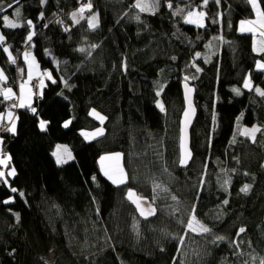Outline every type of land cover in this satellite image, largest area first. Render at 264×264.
I'll use <instances>...</instances> for the list:
<instances>
[{
  "label": "trees",
  "instance_id": "16d2710c",
  "mask_svg": "<svg viewBox=\"0 0 264 264\" xmlns=\"http://www.w3.org/2000/svg\"><path fill=\"white\" fill-rule=\"evenodd\" d=\"M136 3L0 4L6 9L0 13L3 85L17 87L29 47L47 80L31 107L19 108L17 101L14 133L0 123L1 152L10 157L5 174L15 169L6 175L8 185L0 182V264L264 262V96L255 91L264 90V70L256 68L264 64V50L253 45L252 34L238 32L241 20L254 17L253 7L248 0H159L154 11L141 12ZM257 3L264 12V0ZM81 4L77 23L72 13ZM194 7L205 10L204 27L185 22ZM4 15L21 26L6 27ZM93 15L95 28L88 23ZM246 78L251 88L244 87ZM185 82L194 89L197 114L192 159L182 168ZM9 101L0 95V114L9 111ZM92 109L103 115L104 132L86 140L82 130L100 125L89 116ZM252 125L259 131L243 135L241 127ZM60 144L71 151V160L61 164L54 157ZM111 152L122 157L127 178L121 185L100 167V157ZM244 185L250 186L246 193ZM193 208L209 233L188 229Z\"/></svg>",
  "mask_w": 264,
  "mask_h": 264
},
{
  "label": "snow or ice",
  "instance_id": "6c2138e0",
  "mask_svg": "<svg viewBox=\"0 0 264 264\" xmlns=\"http://www.w3.org/2000/svg\"><path fill=\"white\" fill-rule=\"evenodd\" d=\"M13 2L18 4L19 3V0H13ZM45 2H46V0H41V3L42 4L45 3ZM216 2L219 3V0H216ZM248 2L253 6V8H257V9L259 8V5L257 4V0H248ZM2 3H3V0H0V4H2ZM158 3H159V0H152L151 3L147 2V0H137V3H136L135 6L138 7L141 12H144V11H154L155 10L154 9V5L155 6H158ZM207 3H208V0H204V4L206 5ZM12 7H13V4L12 3H10V4L7 5V8H12ZM86 7L90 8L91 5L90 4L89 5H86ZM168 7H172L171 2L168 3ZM5 10L6 9L4 7H0V13L4 12ZM79 11L80 12H83L84 11V8L82 7L81 9H79ZM180 11H182V10H180ZM257 14H258V17H259V21L258 22L260 23V26L261 27H264V12H259L258 11ZM14 15L17 18V20L20 18L21 12H20V9L19 8H16V10L14 12ZM205 15L206 14L204 12H199V13L188 12V15L186 17L185 22L186 23H194V22H196L199 27H204L203 23H200L199 20L194 21L192 19V17H198L199 19H202ZM42 16H43V13H41V17ZM72 16H73V20L78 23V21L76 20V13L75 12L72 13ZM2 19H3L4 24H5L6 27L16 28V27H20L21 26L19 23H16V22L11 21L7 15H4L2 17ZM136 19H139V16L138 15H137ZM97 23H98L97 17L95 15H93L89 19V25H90V27L95 28L97 26ZM243 23L244 22H242V25H243ZM247 23H250L251 24L253 22L252 21H248ZM27 24L29 26H31L32 25V21L31 20H28L27 21ZM244 30L245 29L242 27L241 28V31H244ZM34 34H35L34 32H30L28 34L27 38H26V42H30L32 40V37H33ZM4 39H5V37L3 35H0V42H3ZM220 39H222V38H220ZM93 47H95V45H93ZM261 50H264V49H261ZM4 51L5 52H8V49L7 48H4ZM79 51L83 52L84 49H79ZM28 55H29L28 53H25V58L26 59H27ZM199 55H200L199 53L196 54L197 57H199ZM9 59H10V61L12 63H15L16 62L15 59L11 56V54H9ZM193 67H195V65H193ZM257 68L258 69H261V70H264V64H262L260 62H257ZM197 71H200V69L197 68ZM3 79H5V77H4L3 73H2V71H0V80H3ZM187 79H188V77H185V80H187ZM244 87H246V88H251L252 87L250 80L247 79V78L244 80ZM21 88L23 89V85L21 86ZM185 89H186V93H185L186 99H188L189 108H191V101H190V98H189V95L188 94L191 93L192 89L189 88L187 86V84H185ZM162 90H163V87L161 86L160 90L157 91L156 95L159 96L160 95V91H162ZM232 91L234 93H236L237 95L240 94V90L237 89V88L232 89ZM255 91L259 95L264 96V90H261L259 87H257L255 89ZM11 92H12L11 89H6L4 91V98L5 99H10L11 98ZM19 106H21V107L24 106L23 100H21V103H20ZM158 106L163 111V106L160 105L159 102H158ZM32 111L35 112V109H32ZM92 115H97L98 116V114L95 113V111H93ZM185 116L186 117L188 116V111H185ZM0 118H2V117H0ZM8 118H9V120L12 119L11 113L8 114ZM98 118L101 120V122L104 119V117H102V116H98ZM67 126H68V124L66 123L65 124V127H67ZM40 127H41L42 130L45 128V122L44 121H41ZM7 130L14 133L15 132V123L13 122L12 126L10 128H8ZM257 131H259V129L256 128V127H253L252 129H245L242 134L243 135H252L253 133H255ZM97 134H102V129H97V132L96 133H93L92 135H97ZM84 135L87 137L89 134L84 133ZM119 155L120 154H116L117 157ZM104 159H106V157H101V161H103ZM7 160H10V157L0 158V165H5L6 166ZM57 162L58 163L60 162L59 158H58V161ZM180 163L181 164H185L186 163V160L182 158L180 160ZM104 174L106 176H108V178L110 180H112V182L114 184H122L126 180V176L123 175V170L122 169H119V170L114 169L112 174H110L108 171H105ZM6 175L7 176H14L15 175V169H12V170L8 171L7 174H5L4 171H0V182H2L5 185H8L9 182H8V180L6 178ZM93 179H95V177H93ZM228 183H229L228 180H225L224 181V184L225 185H227ZM157 187H159V186H157ZM249 187H250L249 185H244L240 189V191L246 193L248 191ZM225 190H227V189H225ZM10 191L12 193H17L18 192V189L14 188V187H10ZM19 195L21 197H23L24 193L23 192H19ZM133 195H134V193L132 192V190H129V192H128L129 199H131L133 197ZM173 199H175V197H173ZM11 201H12V197H9V199L8 200H5L4 203L7 204V203H10ZM224 203L227 204L228 201L225 200ZM194 212H195V209L193 208V214H192L191 218L187 222L188 229L193 230V231H195V230L198 229L199 232H201V233H209L211 230L208 227L204 226L203 224H200L196 220V217H195ZM141 214L143 215L144 213L142 212ZM194 224H195V227H194ZM243 231H244V229L241 228L240 229V232H243ZM216 239L222 240L224 238L223 237H217ZM262 264H264V262H262Z\"/></svg>",
  "mask_w": 264,
  "mask_h": 264
},
{
  "label": "rangeland",
  "instance_id": "374dc122",
  "mask_svg": "<svg viewBox=\"0 0 264 264\" xmlns=\"http://www.w3.org/2000/svg\"><path fill=\"white\" fill-rule=\"evenodd\" d=\"M147 2H149V3H151L152 1L151 0H147ZM191 1H189V2H187L188 4L190 3ZM186 2H185V4H187ZM85 8L84 7V5H80V7H79V9H81V8ZM188 12H194V13H199V12H204L205 14H206V12H205V10L203 9V8H200V7H194V8H192L191 10H189ZM188 12H186L185 13V15H184V18H185V20H186V17H187V15H188ZM75 13H76V20L77 19H79L80 17H83V12H80L79 10H77V12L75 11ZM206 16V15H205ZM205 16L202 18V19H199L198 17H192V19L194 20V21H196V20H199V22L200 23H203V25H205ZM91 18V17H90ZM89 18V19H90ZM89 19H88V23H89ZM258 20V19H257ZM11 21H13V20H11ZM97 21H98V18H97ZM13 22H15V21H13ZM98 24V23H97ZM190 24H194V25H197L198 26V24L196 23V22H194V23H190ZM1 35V34H0ZM4 48H7L8 49V47L7 46H4ZM7 54H11L10 53V51H9V49H8V52H6ZM25 53H28L29 55H28V57H27V59L25 58ZM22 55L24 56V62H25V64H26V71H27V69L29 70V67H36L37 68V74H38V76H37V78L36 79H38V87H39V89L37 90V88H35L34 86H33V84H32V82H31V87H32V89H33V95H31L30 96V99H31V104L34 102V95H35V93L39 96L40 95V93L42 92V90H43V88L45 87V85L47 84V80H43V82L41 81V79H42V75H41V73H40V67H39V64H38V62H37V60H36V58H35V56H34V54H33V52H32V50H31V48L29 47V48H26L23 52H22ZM258 62H260V63H262L263 64V62L262 61H258ZM28 64V65H27ZM256 68H257V64H256ZM258 69V68H257ZM0 71H2V73H3V75H4V77H5V74H4V72H3V70H2V68L0 67ZM22 71V70H21ZM46 73H47V78H48V80L50 79V80H52V77H51V74H50V72H49V70H47V71H45ZM5 79H3V80H1L2 82L4 81ZM25 81H27L28 79L26 78V79H24ZM186 81H188V80H186ZM189 82V81H188ZM41 85H42V87H41ZM6 89H11L12 91L14 90L13 89V87H11V86H7V87H5ZM246 88V87H245ZM37 90V91H36ZM35 92V93H34ZM25 92L24 91H21L20 92V94L21 95H23ZM14 100L15 101V99H14V97L13 98H10V100ZM158 102H160V100L158 101ZM93 111H95V113H97L98 114V116H102L103 117V115L101 114V113H99L98 111H96V110H91L90 111V113H89V116L91 117V118H93V119H95V120H97L99 123H100V125L97 127V128H95V129H92V130H88V129H86V130H82V132H81V134H82V136H84V139H86V140H93V139H95V138H98V137H100L102 134H103V132H104V130H103V123H104V121H105V119H103V121L101 122V120L98 118V116L97 115H92V113H93ZM12 113H13V116L14 117H16V114H15V109L12 111ZM0 117H5V114L3 113V114H0ZM2 119L0 118V123L2 122L1 121ZM16 121V119H11V122H15ZM39 121L41 122V121H43V120H41V119H39ZM253 127H256V128H258V126H255V125H252V126H248V127H241V132L243 133V131L245 130V129H252ZM97 129H102V134H97V135H92L93 133H96L97 132ZM258 129H260V128H258ZM258 132V131H257ZM257 132H255V133H253L252 135H245V136H248V137H252V136H254ZM84 133H87V134H89L87 137L84 135ZM61 146H58L56 149H54V157H55V159H56V161H58V158H59V160H60V164L61 163H63V162H66V161H70L71 159V151L69 150V147L67 146V145H63V144H60ZM116 154H120V152H111V153H106V154H104V155H102L101 157H106V159H104L103 161H101V157H100V159H99V163H100V167H101V169L103 170V175L109 180V181H111L112 182V180H110L109 178H108V176H106L104 173H105V171H108L110 174H112L113 173V170L114 169H116V170H119V169H122L123 170V175L124 176H126V171H125V169H124V167L122 166V157H121V154L117 157L116 156ZM4 155L2 154V152H1V150H0V158H4L3 157ZM0 171H4V172H6V169H5V165H0ZM127 178V177H126ZM125 182H126V180H125ZM124 182V183H125ZM113 183V182H112ZM114 184V183H113ZM123 184V183H122ZM115 185H121V184H115ZM198 221V220H197ZM200 224H203V223H201L200 221H198ZM204 225V224H203ZM194 227H195V224H194ZM190 230V229H189ZM190 231H192V232H199V230L197 229V230H195V231H193V230H190Z\"/></svg>",
  "mask_w": 264,
  "mask_h": 264
},
{
  "label": "crops",
  "instance_id": "0c3cea01",
  "mask_svg": "<svg viewBox=\"0 0 264 264\" xmlns=\"http://www.w3.org/2000/svg\"><path fill=\"white\" fill-rule=\"evenodd\" d=\"M258 4V3H257ZM253 7V6H252ZM254 10V17L251 18V19H244V20H241L238 24V32L240 33H250L253 35V45L255 47H258V49H264V27H261L260 26V23L258 22L259 21V17H258V11L260 12V8H253ZM258 19V20H257ZM248 21H252L253 23H247ZM242 22L243 25H242ZM244 28L245 30L244 31H241V28ZM22 60L24 62V56L22 55ZM28 65V64H27ZM26 66V64H25ZM24 74H22V72L20 73V76L19 78L21 79H28L27 81L24 80V83L22 84L23 85V89L21 88L22 85H20L18 88L17 87H14L13 91L11 92V98H17L18 100V107L19 108H27V107H31V99H30V96L33 95V89L31 87V79L33 77H35V75H37V68L36 67H29V70L27 69V71H23ZM46 77H43L41 79V81L43 82V80H45ZM4 81L2 82L0 80V95L4 97V91L6 90L5 87L7 86H4L3 85ZM42 87V86H41ZM21 91H24L25 93L23 95L20 94ZM6 100V99H5ZM21 100H23V104L24 106L21 107L19 106L20 103H21ZM11 113V116L13 119H16L17 121V117H14L13 116V113L12 111H6L4 114H5V117L1 118L3 121V123H5V128L8 129L12 126L13 122H11V120H9L8 118V114ZM16 121L14 122L15 123V128H16ZM16 130V129H15ZM13 133V132H12ZM0 150H1V147H0ZM3 154V153H2ZM4 158H7L8 156H3ZM9 162V160H7V163Z\"/></svg>",
  "mask_w": 264,
  "mask_h": 264
},
{
  "label": "water",
  "instance_id": "95a60500",
  "mask_svg": "<svg viewBox=\"0 0 264 264\" xmlns=\"http://www.w3.org/2000/svg\"><path fill=\"white\" fill-rule=\"evenodd\" d=\"M177 1L189 2L192 0H177ZM185 84H187V86L192 89L191 93L188 94L190 101H191V108H189V102H188V99H186ZM182 92H183V99H184V109H183V112L180 118L179 153H180V160L182 158L186 160V163L185 164L180 163V166L182 168H187L192 159V151H191V146H190V130L196 118L197 108H196V103H195V94H194L193 87L189 83L185 82L183 83V86H182ZM185 111H188L187 117L185 116Z\"/></svg>",
  "mask_w": 264,
  "mask_h": 264
},
{
  "label": "built area",
  "instance_id": "2783aa9c",
  "mask_svg": "<svg viewBox=\"0 0 264 264\" xmlns=\"http://www.w3.org/2000/svg\"><path fill=\"white\" fill-rule=\"evenodd\" d=\"M18 80L19 81H18V85L17 86L22 85L24 83L23 80H21V79H18ZM32 84H33V86L35 88H37V90L39 89V87H38V79H36L35 81H33ZM34 97H35L34 99H39V96L36 93H35ZM14 105H17V99H15V101L14 100H11V101L8 102L7 107H6L7 110H12L13 111L15 109V106Z\"/></svg>",
  "mask_w": 264,
  "mask_h": 264
},
{
  "label": "bare ground",
  "instance_id": "6f19581e",
  "mask_svg": "<svg viewBox=\"0 0 264 264\" xmlns=\"http://www.w3.org/2000/svg\"><path fill=\"white\" fill-rule=\"evenodd\" d=\"M8 57H9V54H8ZM13 66V68H14V71L16 72L17 71V68L19 67V65L18 64H13L12 65ZM4 156L6 155V154H3ZM6 156H8V155H6Z\"/></svg>",
  "mask_w": 264,
  "mask_h": 264
},
{
  "label": "clouds",
  "instance_id": "9594fccd",
  "mask_svg": "<svg viewBox=\"0 0 264 264\" xmlns=\"http://www.w3.org/2000/svg\"><path fill=\"white\" fill-rule=\"evenodd\" d=\"M20 86V85H19ZM19 86H17V88L19 87ZM15 99H17V98H15ZM18 101V100H17ZM10 111V110H9ZM11 112V111H10Z\"/></svg>",
  "mask_w": 264,
  "mask_h": 264
}]
</instances>
